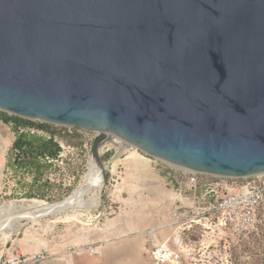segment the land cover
Returning a JSON list of instances; mask_svg holds the SVG:
<instances>
[{
	"label": "water",
	"instance_id": "obj_1",
	"mask_svg": "<svg viewBox=\"0 0 264 264\" xmlns=\"http://www.w3.org/2000/svg\"><path fill=\"white\" fill-rule=\"evenodd\" d=\"M0 112L264 174V0H0Z\"/></svg>",
	"mask_w": 264,
	"mask_h": 264
},
{
	"label": "rangeland",
	"instance_id": "obj_2",
	"mask_svg": "<svg viewBox=\"0 0 264 264\" xmlns=\"http://www.w3.org/2000/svg\"><path fill=\"white\" fill-rule=\"evenodd\" d=\"M31 122L42 123L39 121ZM45 124L56 133L54 140L62 148L61 153L63 156L57 159L54 165L49 166L45 172L43 180L51 183L53 187L46 191L45 198L39 199L36 197L26 198L25 196L28 191L26 187L31 183L30 177L14 176L6 172L8 168L6 165L4 166V162L6 156L8 157L14 133L11 131L10 124L5 125L0 122V208L9 202H13L15 205H22L27 208V210H19L20 213L32 211L35 208H28V206L34 201L58 204L67 199L79 187L81 178L86 172L90 155L89 150L95 133L80 128L55 127L52 124ZM43 136L48 137L46 133ZM131 149L130 153H123V151ZM139 154L143 155L135 148H117L113 145L106 146L101 151L100 160L103 163V168L100 174L103 186L99 191V204L95 210L85 212L68 209L61 213L50 212L33 221L24 217L15 218L14 213L9 215L3 224L5 227H0V253H5L12 249L22 253L24 249L37 244L40 240L52 243L57 235L67 236L69 230L74 229L73 224H76L79 230L81 226L85 225L89 227L95 226V228L100 227L106 221V218L113 216L120 208L119 202L115 198L113 200L111 198V194L115 193L117 188L116 186L111 188L107 182V162L115 155L119 158H131V156ZM120 171L122 172V169H117V172ZM160 175L163 176L162 174ZM103 205L106 209L101 210ZM161 225L163 224L158 227ZM12 227L15 228L14 231L9 230ZM152 229L155 230V227L148 229V233H146L150 242L152 238L149 232ZM183 233L181 237L186 247L184 249L190 255L180 258L178 263L175 264H264V215L262 214L259 215L254 229L245 236H234L221 230H215L213 233L208 232V234H203L202 231L200 233V231L196 230ZM256 259H259V262H254Z\"/></svg>",
	"mask_w": 264,
	"mask_h": 264
},
{
	"label": "crops",
	"instance_id": "obj_3",
	"mask_svg": "<svg viewBox=\"0 0 264 264\" xmlns=\"http://www.w3.org/2000/svg\"><path fill=\"white\" fill-rule=\"evenodd\" d=\"M6 163L7 156L4 166ZM108 163L122 169L117 189L111 194L112 200L115 198L120 204L118 211L98 228L85 225L79 230L73 224L74 229L67 236L57 235L52 243L40 240L24 249L22 255H50L45 261L28 264H151L152 243L146 233L155 227L153 235L160 243L171 236V227L158 229V226L170 221L172 184L165 176L153 172L142 155L131 158L115 155ZM104 209L103 205L101 210Z\"/></svg>",
	"mask_w": 264,
	"mask_h": 264
},
{
	"label": "built area",
	"instance_id": "obj_4",
	"mask_svg": "<svg viewBox=\"0 0 264 264\" xmlns=\"http://www.w3.org/2000/svg\"><path fill=\"white\" fill-rule=\"evenodd\" d=\"M19 133L43 136V131L34 128L19 127ZM45 137V136H44ZM62 148L55 159L44 157L47 165H54L62 157ZM131 150L123 151L130 153ZM142 153V152H141ZM148 160L153 172L162 174L172 184L173 206L169 211V223L158 229L172 228V234L164 242H158L152 234V247L149 250L151 264H175L180 258L190 255L181 234L201 231L203 234L215 230L226 231L234 236L248 235L256 226L259 215H264V174L237 179L217 177L184 168L173 167L161 160L142 153ZM141 155V154H139ZM20 156L19 151L13 152ZM6 172L12 174L8 168ZM108 184L114 188L119 179V172L107 162ZM44 253L22 255L12 249L3 253L0 264H28L48 259Z\"/></svg>",
	"mask_w": 264,
	"mask_h": 264
},
{
	"label": "trees",
	"instance_id": "obj_5",
	"mask_svg": "<svg viewBox=\"0 0 264 264\" xmlns=\"http://www.w3.org/2000/svg\"><path fill=\"white\" fill-rule=\"evenodd\" d=\"M0 120L5 125L10 124L11 131L14 133V140L9 150L6 167L11 170L14 176L30 177L31 183L26 187L28 190L25 194L26 198H45L46 191L52 189L53 185L43 180V176L49 167L44 157L48 156L55 159L60 152L61 147L54 140L56 133L45 123H33L17 116H8L5 113H0ZM19 127L43 131L48 137L19 133ZM14 151H19L20 156L14 157ZM258 260L256 259L254 262Z\"/></svg>",
	"mask_w": 264,
	"mask_h": 264
},
{
	"label": "bare ground",
	"instance_id": "obj_6",
	"mask_svg": "<svg viewBox=\"0 0 264 264\" xmlns=\"http://www.w3.org/2000/svg\"><path fill=\"white\" fill-rule=\"evenodd\" d=\"M110 145L116 146L117 148H134L116 137H111L104 143L101 151H103L106 146ZM102 168L103 166L100 165L97 158L93 155H89L86 172L81 178L79 187L77 188V190L75 189V191L67 199H65L63 202L61 201V203L58 204H47L42 201H34L30 206H28V208H35V210L26 211L24 213H20L19 210H27L26 207L22 205H15L13 202H9L4 207L0 208V227H5V225L3 224L6 221L7 217L12 213L15 214V218L24 217L33 221L50 212L61 213L68 209L85 212L95 210L99 204V191L103 186L100 174ZM9 230L14 231L15 228L12 227L9 228Z\"/></svg>",
	"mask_w": 264,
	"mask_h": 264
}]
</instances>
